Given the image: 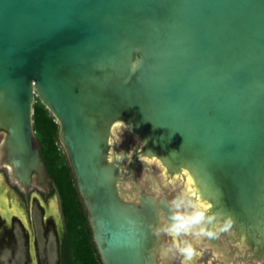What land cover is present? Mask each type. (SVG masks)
I'll use <instances>...</instances> for the list:
<instances>
[{
    "label": "water",
    "instance_id": "obj_1",
    "mask_svg": "<svg viewBox=\"0 0 264 264\" xmlns=\"http://www.w3.org/2000/svg\"><path fill=\"white\" fill-rule=\"evenodd\" d=\"M35 98L101 264H181L153 230L190 197L233 220L201 251L264 264V0H0V171L24 194L52 189Z\"/></svg>",
    "mask_w": 264,
    "mask_h": 264
},
{
    "label": "trees",
    "instance_id": "obj_2",
    "mask_svg": "<svg viewBox=\"0 0 264 264\" xmlns=\"http://www.w3.org/2000/svg\"><path fill=\"white\" fill-rule=\"evenodd\" d=\"M35 100L33 130L39 142L45 170L51 179L52 192L58 195L63 220L59 264H101L70 168L57 140L58 126L39 101Z\"/></svg>",
    "mask_w": 264,
    "mask_h": 264
},
{
    "label": "flooded vegetation",
    "instance_id": "obj_3",
    "mask_svg": "<svg viewBox=\"0 0 264 264\" xmlns=\"http://www.w3.org/2000/svg\"><path fill=\"white\" fill-rule=\"evenodd\" d=\"M0 174L4 173L0 171ZM4 177L17 200L11 203V209L6 206L0 208V264H13L18 253L22 255L21 264H49L46 245L50 228L56 227V224L51 218L52 215L50 216L51 212L54 213V207L51 205L53 199L52 189H48L45 192L32 190L24 194L17 186L9 183L5 174ZM33 206L36 208V215L38 216L37 225H39L44 239V244L41 249L35 237L32 218ZM57 227L59 228V232L58 235H56V264H59V248L63 238V232H61L60 226L57 225ZM221 246L225 249L227 254L232 252L224 243H222ZM201 252L203 253L201 259H203V256H207L209 262L207 261V263L204 260L202 262L198 257L194 261V264H223L214 259L210 250L205 249ZM231 260L234 262L232 264H258L248 262L243 258L240 260L232 258Z\"/></svg>",
    "mask_w": 264,
    "mask_h": 264
},
{
    "label": "clouds",
    "instance_id": "obj_4",
    "mask_svg": "<svg viewBox=\"0 0 264 264\" xmlns=\"http://www.w3.org/2000/svg\"><path fill=\"white\" fill-rule=\"evenodd\" d=\"M137 63L133 64V68ZM171 209L170 222L163 223L161 226L154 228V235L159 236L164 233L170 238L168 247L169 252H173L182 257L181 264H193L201 255L199 244L202 240L215 238L220 232L231 229L233 220L229 217L222 226L216 230L210 229L204 224H212L215 213L209 215L212 206L204 204L190 197L189 209L185 210L183 200L173 199L169 205Z\"/></svg>",
    "mask_w": 264,
    "mask_h": 264
},
{
    "label": "rangeland",
    "instance_id": "obj_5",
    "mask_svg": "<svg viewBox=\"0 0 264 264\" xmlns=\"http://www.w3.org/2000/svg\"><path fill=\"white\" fill-rule=\"evenodd\" d=\"M35 103H36V100H34V104ZM53 207H54L53 211L55 214L53 212H51L50 216L52 215L51 218L53 219L54 223L56 224V227L54 226V228H50L49 238H48V242L46 245L49 264H56V262H57L56 235H58V232H59V228L57 227V225L60 226V230H62L61 232H64L63 220H62V216L60 213L59 202L56 205H54ZM32 218H33V224H34V229H35V237L37 239L38 246L41 249L43 247V244H44V239L42 237L41 229H40L39 225H37L38 216L36 215V208L35 207L33 208ZM202 255H203V253L201 252V256ZM201 256H199L200 261L203 262V260H204L205 262H207V261L209 262V260L207 259V256L206 257L203 256L202 257L203 259H201ZM21 262H22V255L20 253H18L16 255L15 260L13 261V264H21Z\"/></svg>",
    "mask_w": 264,
    "mask_h": 264
}]
</instances>
